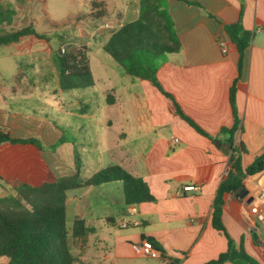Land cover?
I'll return each instance as SVG.
<instances>
[{"label": "crops", "instance_id": "obj_1", "mask_svg": "<svg viewBox=\"0 0 264 264\" xmlns=\"http://www.w3.org/2000/svg\"><path fill=\"white\" fill-rule=\"evenodd\" d=\"M188 1L200 5L166 0L180 48L164 55L157 77L207 135L181 118L170 100L149 81L130 79L104 51L102 46L110 34L137 18L139 0H126L125 4L114 0L111 10L104 3V16L93 18L89 9L84 18L100 20L86 29L89 38L80 40L88 49L92 78L89 55L100 59L101 65L106 62L112 70L110 75L96 79L102 84L103 101L110 107L102 135L85 134L86 123L82 122L77 129L81 136L78 141L67 136L42 109L29 104L32 99L40 102L35 95L37 85L44 89V96L47 90L51 94L54 87L51 82L47 84V74L24 72L20 61L7 70L4 61L11 57L23 55L25 66L32 65L37 52L43 51L51 59L50 35H26L2 44L7 50L0 55V127L10 138H34L37 143L0 142V197L14 193L22 183L35 186L45 179L74 174L76 165L82 177H87L110 164H119L142 177L155 197L153 201L126 205L118 181L68 192L66 218L69 215L72 220L79 215L94 228L84 240L73 243V250L91 264H203L226 250L225 235L211 225V211L217 188L230 170L231 150L224 153L213 139L228 142L229 134L221 128L233 123L228 91L237 74L238 55L226 38L224 26L238 19L251 31V41L236 83L239 124L233 140L245 148L240 155L242 168L264 151V0ZM109 13L114 15L108 18ZM91 40L97 44L94 49L89 46ZM97 48L105 54L95 52ZM112 59L115 63L110 62ZM123 75L124 80L118 82V76ZM95 85L93 79L92 87ZM108 95L110 102L106 100ZM101 124L98 121V127ZM60 138L63 141L52 147ZM261 171L264 168L243 174L241 184L247 192L241 197L240 193H224L221 219L236 245L243 238L246 252L264 264L262 226L254 214L247 212L248 202L263 178ZM185 184L199 188L185 191ZM112 190H117L116 198L110 195ZM147 237L154 238L159 249L148 255L137 253L132 244ZM6 263L7 258L0 256V264Z\"/></svg>", "mask_w": 264, "mask_h": 264}, {"label": "trees", "instance_id": "obj_2", "mask_svg": "<svg viewBox=\"0 0 264 264\" xmlns=\"http://www.w3.org/2000/svg\"><path fill=\"white\" fill-rule=\"evenodd\" d=\"M185 2L190 1L185 0ZM190 3L200 5L197 2ZM91 7L89 14L93 18L106 14L104 2H92ZM12 14H14L13 11L5 15L4 11L0 10V22H9ZM224 32L237 51V74L228 91L233 123L230 127L221 128L229 134L227 141L231 150L230 170L221 180L214 196L211 225L225 235L227 248L216 258L203 264H222L226 261L232 264H259L258 260L244 249L243 238L236 245L221 219L224 193H231L241 186V177L244 173L252 174L264 168V151L242 168L240 155L245 148L241 142L233 140V133L239 124L235 101L236 83L241 74L244 51L251 41V31L244 28L238 19L234 23L225 25ZM26 35H33L36 38L45 37L43 33L28 25L7 33H0V45L18 41ZM102 47L122 67L130 79L149 81L170 100L173 110L181 118L198 133L207 135L183 111L173 94L162 86L157 77L164 55L176 52L180 48V41L166 0H139L137 18L124 22L113 31ZM87 50L86 44L80 42L69 44L55 52L61 89L93 85ZM106 100L111 101L109 95ZM3 140L37 143L34 138L14 139L6 133H0V142ZM61 141H63L62 138L58 139L52 147ZM77 169L78 165L74 174L45 179L39 185L22 183L14 188V193L0 197V256L7 258L6 264H91L82 260L73 250V243L76 240H84L94 231V228L87 225L79 215H74L70 224H66V197L70 190L118 181L121 183L122 196L126 205L155 200L143 178L131 174L119 164L102 167L87 177L80 176ZM253 237L255 239V236ZM147 239L152 242L154 248L159 249L158 242L154 238L147 237Z\"/></svg>", "mask_w": 264, "mask_h": 264}, {"label": "rangeland", "instance_id": "obj_3", "mask_svg": "<svg viewBox=\"0 0 264 264\" xmlns=\"http://www.w3.org/2000/svg\"><path fill=\"white\" fill-rule=\"evenodd\" d=\"M99 1L106 3L108 10H111L110 7L114 0H0V10L4 11L5 15H9L10 11L14 12L10 16L9 22H0V33H7L16 28L31 25L36 31L52 37V40L50 39V44L53 48L51 59L48 52V55H46L42 51L35 53L31 66L23 64L25 60L23 55L18 56L16 59L11 57L10 60H5L4 62L7 70L15 67L17 61H20L24 72H35L36 74L43 72L47 74V84L51 82L54 89L51 94L47 90L46 97L42 93L44 89L37 85L35 95L40 102L32 99L29 104L32 105L33 109L37 108L39 111L42 109L58 126L63 127L67 136L75 138L76 141L81 137H79L77 129L82 122L86 123L83 127L86 130L85 134H103V125L109 116L110 107L103 101L102 84L97 82L96 79L103 74L105 76L110 75L112 70L106 62L101 65L100 59L98 60L95 56L89 55L90 66L95 77L93 79L96 81V85L94 87L91 85L81 88L61 89L57 86L59 76L55 52L58 51V47L63 49L69 44L80 43L82 41L81 38H89L90 33L86 29H89V25L97 24L100 20L89 19L85 21L84 18L87 17V12L92 8V2ZM115 2L125 4L126 0H115ZM108 15V18H111L114 14L109 13ZM80 18L81 21L79 20ZM89 46L94 49L97 44L91 40ZM6 50L5 45H0V55ZM95 52L105 54L100 48H97ZM110 62L115 63L113 59ZM124 76H118L117 81H123ZM98 121L102 123L99 127L97 125ZM87 122L90 125H87ZM83 128L81 131H84ZM79 175H83L81 171ZM110 193L115 198L118 195L117 190H112ZM66 219V224L69 225L71 217L67 215ZM258 225H260L259 222Z\"/></svg>", "mask_w": 264, "mask_h": 264}, {"label": "built area", "instance_id": "obj_4", "mask_svg": "<svg viewBox=\"0 0 264 264\" xmlns=\"http://www.w3.org/2000/svg\"><path fill=\"white\" fill-rule=\"evenodd\" d=\"M220 47L223 52L226 51L224 44H220ZM0 133H5L4 128L0 127ZM173 140L176 142L178 141V138L175 137ZM260 174L263 176V178L260 182L257 192L254 196H252L251 201L248 202L247 212L254 214L258 218L264 234V171H261ZM198 188L199 186L196 184L183 185V190L185 191L197 190ZM123 225H126V222H123ZM132 247L137 253L148 255L154 252L152 242L147 238L142 239L139 243L132 244Z\"/></svg>", "mask_w": 264, "mask_h": 264}, {"label": "water", "instance_id": "obj_5", "mask_svg": "<svg viewBox=\"0 0 264 264\" xmlns=\"http://www.w3.org/2000/svg\"><path fill=\"white\" fill-rule=\"evenodd\" d=\"M213 143L217 148H220L224 153H227L230 150L228 142H221L219 139L215 138V139H213ZM239 191H241L239 194V197L246 194V192H247L245 189H243V185H241L238 188H236L234 191H232L231 195H234V194L238 193Z\"/></svg>", "mask_w": 264, "mask_h": 264}]
</instances>
